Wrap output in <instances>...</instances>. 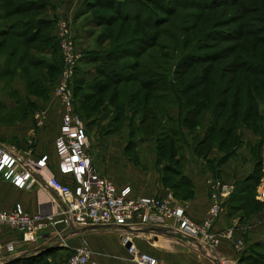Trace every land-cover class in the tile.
Instances as JSON below:
<instances>
[{"label": "trees", "instance_id": "obj_1", "mask_svg": "<svg viewBox=\"0 0 264 264\" xmlns=\"http://www.w3.org/2000/svg\"><path fill=\"white\" fill-rule=\"evenodd\" d=\"M246 1L201 0L199 3L187 1L191 3L189 6L203 10L202 13L200 11L189 13V7L182 2H179L176 9L168 3L158 4L159 9L167 15L155 16V22L160 24L162 21L169 24L168 27L156 34L146 33L122 40L120 34L124 31L126 21L139 19V17L130 18L131 6L137 4V7L143 8L148 1L85 0L84 2L85 9L87 5L94 4L101 8V12L109 14L108 17L100 16L104 22L100 21L96 25L113 24L116 19H122L124 26L121 25L114 35L106 33L107 31L101 33L97 44L103 46L104 42H109V45L99 47L98 51H83V59L86 63H93L94 67L82 69L80 66V75L74 81L77 111L88 128L93 123L88 117L95 116L96 114L92 112L97 109V114L101 113V110H104L106 115L112 113L114 123L119 122L122 112L125 111L123 107L131 110L129 125L133 137L138 132L143 136L146 135L145 137H155L159 159L167 162L164 171L169 174L165 177V181L180 197L192 195L191 181L179 167L184 161L186 148H189L195 157L206 159L213 142L217 141L220 147L230 154L232 147L239 141L238 131L242 124H248L257 131L263 125L262 121L254 125L252 121H256L263 113L261 106H264V62H258L254 58L247 60L243 55H237L239 50L237 43L216 49V44L220 42L231 40L240 43L241 38L264 32V27H261L264 24L243 23H239L233 33L223 31V26L235 20L246 21L252 12L259 14L256 18L260 16L257 5L247 6ZM233 4L239 5L232 17L233 20L217 23V20L215 21L207 13L208 10ZM147 5L150 6V2ZM48 9L35 0H0V50L6 47L8 50V54L3 51L7 57L0 58L2 62L0 77L16 76L20 71L25 82V90L29 95L35 94H30V89L35 86L39 88V81L46 78L47 72L62 70L56 33L41 35L43 44L41 47L33 45L37 37L39 38L38 32L57 21L47 15ZM177 9L183 10V13L184 10L187 12L183 15ZM38 11H41L39 15ZM151 12L156 14L153 8ZM24 13L28 16L23 18ZM32 13H34L33 17L30 16ZM179 18L182 23H178ZM90 22L97 21L93 19ZM199 29H201L199 34H195ZM134 32L137 33L135 27ZM88 33L92 36L94 34L93 31L87 30L86 36ZM190 33L192 35L189 36ZM79 35L81 34L78 33L77 36ZM263 38L260 36L257 40ZM201 40L204 45L199 43ZM253 46L257 48L256 43ZM30 51L33 53L30 54ZM221 51L224 54H220ZM55 52H58L60 61H50L40 56L43 53L52 55ZM230 55L234 56L231 61L226 64L220 63ZM14 57L15 67L10 65ZM200 64H203L201 68L198 71L194 70ZM41 66H44L45 74L39 69ZM218 68L221 73L216 75ZM231 73L234 76L229 77ZM58 77L54 83L49 81L53 84V89ZM107 91L109 92L104 100L102 95ZM95 97H97L96 101L88 104ZM16 100L20 104L19 98ZM30 106L34 107V104ZM175 108L178 109L177 116L171 114ZM24 112L27 115L28 111L24 110ZM208 115L206 128L201 132L200 128L205 124ZM136 116H140L137 129L133 126ZM222 160L223 158H218V163ZM261 167L259 161L249 178L238 190L233 191L231 200L242 198L241 200L248 201L247 204L253 203L250 195H253L262 177ZM259 244L261 250L251 247L240 256L238 264H264V244ZM19 262L20 259H14L5 264H20ZM22 263L26 264V261Z\"/></svg>", "mask_w": 264, "mask_h": 264}, {"label": "crops", "instance_id": "obj_2", "mask_svg": "<svg viewBox=\"0 0 264 264\" xmlns=\"http://www.w3.org/2000/svg\"><path fill=\"white\" fill-rule=\"evenodd\" d=\"M84 2L63 0L62 4L48 9L47 13L55 19H59L61 14V20L71 23L74 28L77 22L76 30L81 33V37H89L82 23L86 13ZM81 59L82 69L94 67L93 63H86L83 57ZM12 84L21 94L11 97L0 89V110L16 109L20 112L17 109L21 107L28 113L26 115L22 110L14 121L1 118L5 111L0 115V142L14 145L30 158L48 156L49 166L42 170L44 179L55 174L62 182L73 184L72 174L62 173L59 167L56 143L61 134L63 114L60 99L53 92L45 98L25 94V82L20 71ZM16 98L23 105L18 104ZM29 103L34 104V107ZM103 114L104 110H101L98 118L88 126V134L92 162L104 176L119 188L130 186L133 195H157L170 199L183 206L187 215L199 223L204 221L210 209L212 187L221 190L228 187L232 190L227 196L225 193L221 196L224 209L213 226V233L217 235L231 231L232 236L222 238L212 248L195 240L182 239L164 226L150 224H138L133 231L127 226L82 227L69 233L62 232L61 236L55 232L30 236L6 230L0 236V241L13 242L15 249L9 255L5 252L8 261L0 264L14 259H20V264H23L22 261H26V264L36 263L49 254L51 260L52 255L59 261L65 260L67 254L81 244L91 249L92 261L96 264H135L121 243L122 234L126 232H132V242L140 251L155 256L160 264H234L251 247L261 250L259 243L264 244V200L259 199L258 195L264 190V124L258 131L248 124H242L238 131L239 141L232 147L230 154L217 141L213 142L206 159L195 157L186 148L184 161L179 167L191 181L192 195L180 197L165 181L169 174L164 171L167 162L159 159L155 137H133L129 124L117 126V123L111 121L112 113ZM171 114L177 116L178 109H173ZM208 118L209 115L200 128L201 132L206 128ZM218 158H223L221 163H218ZM259 161L263 174L253 195H250L256 205L247 204L248 201L242 198L231 200L233 191L238 190L249 178ZM17 206L31 213L59 214L62 209L58 196L43 180L25 189L4 180L0 175V209L10 210ZM54 251L59 253L55 255Z\"/></svg>", "mask_w": 264, "mask_h": 264}, {"label": "built area", "instance_id": "obj_3", "mask_svg": "<svg viewBox=\"0 0 264 264\" xmlns=\"http://www.w3.org/2000/svg\"><path fill=\"white\" fill-rule=\"evenodd\" d=\"M56 34L60 44L62 70L53 93L63 105L57 153L60 171L72 174L73 184L62 182L55 174L44 179L42 170L49 166L48 156L30 158L14 145L0 142V175L4 180L25 189L43 180L62 203L59 214L31 213L21 206L10 210L0 209V236L6 230L30 236L47 232L61 236L62 232L69 233L92 226H127L133 231L138 224H150L164 226L182 239L195 240L212 248L222 238L231 237V231L214 234L213 226L224 209L222 194L227 196L232 189L212 187L210 209L204 221L199 223L187 215L183 206L157 195H133L130 186L119 188L95 167L89 152L88 128L77 111L74 97V81L80 75L83 51L78 49L77 35L71 23L60 21ZM258 198L264 200V190ZM131 236L132 232L123 233L121 243L135 264H160L155 256L140 251ZM14 249L13 242L0 241V262L7 259L5 252L9 255ZM64 264L96 263L92 261L91 249L81 244Z\"/></svg>", "mask_w": 264, "mask_h": 264}, {"label": "rangeland", "instance_id": "obj_4", "mask_svg": "<svg viewBox=\"0 0 264 264\" xmlns=\"http://www.w3.org/2000/svg\"><path fill=\"white\" fill-rule=\"evenodd\" d=\"M19 1H26V0H19ZM31 1H34V0H31ZM37 3H41L44 5V8L46 9H52L54 7H57L59 4H62L63 0H35ZM148 2H150V6H148V2H146V7H137L136 5L134 6H131V12H130V18H133V17H139L138 21H134V20H128L126 21V23L124 25L125 28H124V31L120 34L121 37H120V40L124 39V38H132V37H138L140 35H144L146 33H150V34H156V33H159L161 29L165 28V27H168L169 24L167 23H162V21L160 22V24H158L159 22H155L156 21V18L155 16H166L167 14L164 13L163 11H161L158 7V4H164V3H168L170 6H173L177 7V5L179 4V2H182L184 4L187 5V7H189V10L188 12H196V11H200V9H197V7H193V6H189L191 3H196V2H201V0H147ZM191 2V3H188V2ZM192 1H195V2H192ZM203 1H206V0H203ZM210 1V0H209ZM250 1V2H249ZM247 3V6H250L251 4L252 5H257L258 7V10L260 12V16L258 18L257 15L259 14H255L254 12L251 13L250 16H248L247 20L244 21V20H235V22L231 23V24H227L225 26L222 27L223 31L225 33H233L236 29H237V26H239V23H243V24H249V25H257V24H264V0H247L246 1ZM239 5L237 4H233L232 6H223V7H218V8H215V9H211L210 11L208 10L207 13L210 14V17H212L213 19H215V21L217 20V23H221L222 21H230V19L233 20L232 17H234L235 15V12L237 11L236 9L238 8ZM151 8L155 9L156 11V14H152L151 12ZM100 9V10H98ZM177 10H180V9H177ZM203 11V10H202ZM202 11H200V13H202ZM224 11V12H222ZM41 11H38V15L40 14ZM154 12V11H153ZM179 12H182L183 13V10H180ZM187 10H184V13H186ZM183 13V15H184ZM204 13L207 15L208 17V14L206 13V11H204ZM45 13H43L44 15ZM48 16H50L51 14L50 13H47ZM106 16L108 17V13L102 11L101 12V8H98L96 5L94 4H89L86 6V13L85 15L82 17L83 18V21L82 22L84 24V26L86 27V30L84 31H93V36L89 35V37H85L83 38V36L81 37V39L79 38V36H76V40H77V45H78V49L81 51H89L88 49H91L90 51H98L100 50L99 47H105L107 45H109V42H104L103 46H100L97 44V39L98 37L101 35V33H110V35H114L117 31H119L121 25L122 24V19H116L115 22L113 24H105V23H102L100 25H96V23L98 22H104L103 20L100 19V16ZM152 15V16H151ZM205 15V16H206ZM23 18L24 17H27L28 15L26 13H24V15H22ZM31 17L34 16V13H32L30 15ZM36 16V15H35ZM41 16V15H40ZM62 15L60 14V18L57 19L56 22H52L50 26L44 28L43 30H40L38 32L39 34V38L37 37V40L36 42L33 44V45H36V46H42V40H41V35H44L46 36L47 33H57V30L59 28V23L60 21H62L61 19H63V16L61 17ZM52 19V18H51ZM93 19H95V21L97 22H90L92 21ZM115 19V18H114ZM170 19L172 20L171 16H170ZM256 19V20H255ZM257 19H261L260 21L257 20ZM53 20V19H52ZM79 20V19H78ZM55 21V20H54ZM124 21V20H123ZM178 23H182V20L179 18L178 20ZM80 23V24H82ZM162 23V24H161ZM184 23H187V22H184ZM76 25L75 27V35H77L78 32L76 30L77 28V22L74 23ZM123 25V26H124ZM184 25V24H181V26ZM134 27H135V31H137V33L134 32ZM250 26H248L249 28ZM261 27H264L261 26ZM205 30L207 29L204 28ZM133 31V32H132ZM201 31V29H199V31L195 34H199V32ZM81 34V33H80ZM163 34H161L160 36L162 37ZM192 35L191 33L189 34V36ZM188 36V37H189ZM260 36H263L264 37V32L260 35H253V36H246L244 38H241L240 39V43L239 42H235V41H227V42H220L218 44H216L217 48H222V47H225V46H228V45H233V44H236L239 45V50L237 52V55H243V57L247 60H250V59H256V61L258 62H261L262 63L264 62V38L262 40H257L258 37ZM12 37V36H11ZM191 39H193V37H191ZM112 41V39H110ZM119 40V39H118ZM116 41V40H114ZM207 40H205L206 42ZM59 42V41H58ZM201 43V45H204L202 43V40L199 42ZM211 43V42H210ZM254 43H256V47L255 48L253 45ZM59 47H60V44H59ZM97 48V49H95ZM6 48L0 50V58L2 59H5L7 57V52L8 50H6ZM7 53V54H4L3 53ZM204 51H207V50H204ZM210 51V50H208ZM59 52V51H58ZM58 52H55V54L53 53L52 55H47V54H40L41 57L47 59V60H50V61H60L59 60V56L58 55ZM33 53L32 51H30V54ZM35 53V52H34ZM61 53V50L59 52V54ZM220 54H224V52H220ZM255 56V57H254ZM234 56H228V58L226 60H221L220 63L221 64H226L228 63L229 61H231V59L233 58ZM61 58V57H60ZM0 63H1V60H0ZM10 65H16V62H15V57L12 59ZM203 64H200L199 66L195 67L194 70L196 69V71H198L201 66ZM44 66H41L39 67V69L42 71L43 74L46 73V71L44 70L43 68ZM83 67V66H82ZM61 69H62V65H61ZM219 70H216V75L218 73H221V70L220 68H218ZM19 72V71H18ZM58 72H50V73H46V78L44 80H40L39 81V88L38 86H35V87H32L30 89V94L31 93H35V94H31V95H38V96H44L47 97L50 93H52L53 91V84H50L49 81H52V83L55 82L56 78L58 77V74H60ZM18 74V73H17ZM17 74L16 76L14 75H10V76H7L6 78L4 77H0V89L2 90H5V93L9 96H17L19 94H21L19 92V90H15V86L12 84L13 81L15 80V78L17 77ZM234 76V74H229V77H232ZM242 77V76H241ZM259 79V78H258ZM42 88V90H41ZM245 91V88L243 89ZM109 91L105 92L102 96H103V99L105 100L107 97V93ZM25 94H28L27 92ZM98 97H101V96H98ZM97 97H95L94 99H92L90 102H88V104L90 103H93L94 101H96ZM21 105H23V103H20ZM20 105V106H21ZM102 105H103V102H102ZM102 107H100L99 109L101 110ZM7 109V108H6ZM123 110L125 109L124 112H122V116L119 120V122L116 124L117 126H121V125H125V124H129V121H130V115H131V110H127L126 107H123L122 108ZM261 109L263 110V113H261V117L258 118L256 121H252V124H257L259 123L260 121H262V124H264V106L262 105L261 106ZM16 109L12 110V111H9L8 109L7 110H0V115L4 113L5 111V115H1V118L2 119H5L7 121H14L16 120L17 117L20 116L21 112H22V108H18L17 110H19L20 112L18 111H15ZM98 110V109H97ZM97 110L92 112V114H96L95 116H92V117H88L89 119H92L93 121L96 120V118H98V114H97ZM7 112V114H6ZM127 112L129 114V116H127ZM106 115V113H104V116ZM113 117V115H112ZM135 124L133 125L135 129H137L138 127V123L140 122V116H136L135 117ZM111 121H112V118H111ZM257 122V123H256ZM189 133V131H187ZM138 137L142 138V139H145L146 135L143 136L142 133L138 132ZM136 138V137H135ZM140 139V140H142ZM55 252V255H57L56 253H59L57 251H54ZM74 251L70 252L69 254H67L68 256L66 257L65 260H60L56 257V256H53L52 255V260H51V255H45L47 257H42V260L40 262H36V263H31V264H64L65 261L73 254ZM50 256V257H49Z\"/></svg>", "mask_w": 264, "mask_h": 264}, {"label": "water", "instance_id": "obj_5", "mask_svg": "<svg viewBox=\"0 0 264 264\" xmlns=\"http://www.w3.org/2000/svg\"><path fill=\"white\" fill-rule=\"evenodd\" d=\"M92 227H99V226H92ZM129 245H130V243H128V246H129ZM6 261H8V260H7V259L4 260L3 263L6 262ZM0 263H2V262H0Z\"/></svg>", "mask_w": 264, "mask_h": 264}]
</instances>
